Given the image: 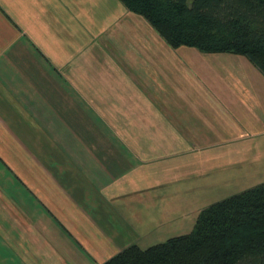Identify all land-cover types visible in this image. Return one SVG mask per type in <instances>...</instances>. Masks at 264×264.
Masks as SVG:
<instances>
[{"label":"crops","instance_id":"0c3cea01","mask_svg":"<svg viewBox=\"0 0 264 264\" xmlns=\"http://www.w3.org/2000/svg\"><path fill=\"white\" fill-rule=\"evenodd\" d=\"M141 19L118 0H0V264H103L196 222L230 171L264 179V76L195 49L218 63L207 78Z\"/></svg>","mask_w":264,"mask_h":264},{"label":"trees","instance_id":"16d2710c","mask_svg":"<svg viewBox=\"0 0 264 264\" xmlns=\"http://www.w3.org/2000/svg\"><path fill=\"white\" fill-rule=\"evenodd\" d=\"M172 49L246 58L264 76V0H118ZM103 264H264V183L203 209L193 230Z\"/></svg>","mask_w":264,"mask_h":264},{"label":"rangeland","instance_id":"374dc122","mask_svg":"<svg viewBox=\"0 0 264 264\" xmlns=\"http://www.w3.org/2000/svg\"><path fill=\"white\" fill-rule=\"evenodd\" d=\"M141 20H142L145 28L146 29L148 28V30H150L152 32V35L156 34L155 31L153 30V28L144 19H141ZM149 44L153 47L156 46V48H159L157 43H154L152 40H150ZM177 54L180 57L186 56L185 59H187V64H189V63L195 64L198 61L197 64L200 63V64H202L201 65L202 67L209 68V70L203 68V70L205 72L204 73L205 77H207V78L208 77L210 78L212 70L216 74H218V70L216 69V67L218 66L217 65L218 63L214 62L212 59L211 60L205 59V60H202L199 62L200 59L196 56H198L200 53L193 48L181 47V48H179V51ZM246 171H249V172H246ZM262 171H263L262 168H257V167H254V168H251V170H245V171H244V169L240 170V171L239 170L230 171L228 182L226 183V185H220V186H218L216 191H215V189H213L212 192H207V191L205 192L206 187H204L203 188L204 191H202L200 193L201 199H204L205 197L208 196V197H212V198H210L211 200H213L215 202H219V201H222V200H224V199H226L232 195L238 194L242 191H245L247 189L255 187V186H257L256 183H260L261 181H264V179L260 180V179H262V177H261ZM242 172H246V174L249 176V178L241 180V179H239L240 178L239 176H233L234 173L242 174ZM208 206H210V205L209 204L206 205V202H202V207L207 208ZM205 208H203V209H205ZM170 221L171 222H169V223H166V221H165V223H163V225H160L156 228V230L152 233V235H148L147 241L141 243V245L143 247L142 249H146L149 246H153V245H156L159 243H163L170 238L190 233L193 230L192 225H194V222H195V220L192 216H188V217L182 218L180 220L179 219L176 220L174 218H171ZM184 227H187V228H185V230H184ZM183 230L185 232H181ZM59 232H60V234L64 233L63 236L66 237L65 232H67V231H65L63 228L59 227ZM52 235L54 237H56V234L52 233ZM60 249H62L63 253H65L64 252L65 248H60ZM77 252H78V250H77ZM79 252H81V250H79ZM74 258H76V257L74 256ZM86 264H88V263H86Z\"/></svg>","mask_w":264,"mask_h":264}]
</instances>
